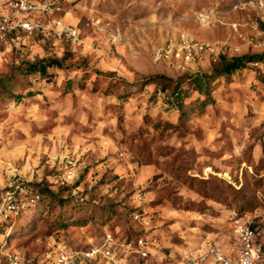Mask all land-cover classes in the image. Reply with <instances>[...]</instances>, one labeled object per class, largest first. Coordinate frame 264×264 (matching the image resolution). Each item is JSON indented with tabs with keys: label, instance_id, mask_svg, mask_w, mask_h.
<instances>
[{
	"label": "rangeland",
	"instance_id": "rangeland-1",
	"mask_svg": "<svg viewBox=\"0 0 264 264\" xmlns=\"http://www.w3.org/2000/svg\"><path fill=\"white\" fill-rule=\"evenodd\" d=\"M55 1L76 41L50 30L0 42V193L18 181L56 194H23L28 208L0 223V264L15 253L45 264L58 244L87 250L105 232L120 243L146 237L148 264L209 244L235 254L248 226L263 242L264 78L248 65L215 75L208 53L188 64L158 54L182 34L227 57L263 53L254 4ZM47 57L63 65L24 75L27 61ZM197 73L211 78L209 95L193 85Z\"/></svg>",
	"mask_w": 264,
	"mask_h": 264
},
{
	"label": "built area",
	"instance_id": "built-area-1",
	"mask_svg": "<svg viewBox=\"0 0 264 264\" xmlns=\"http://www.w3.org/2000/svg\"><path fill=\"white\" fill-rule=\"evenodd\" d=\"M256 10V38L264 46V0H250ZM62 7L55 0H0V42L9 38L20 40L25 35L33 33H47L52 30L54 36L67 41L78 39L77 27L66 24L63 20ZM208 16L201 14L200 20L207 21ZM236 28L237 24H233ZM208 53L218 60L221 49L213 43L200 42L186 34L180 36L176 43H170L158 54L160 58L173 60L178 63H191L196 56ZM256 72L264 75V56L248 62ZM23 194L30 195L31 201L39 200L38 193H33L25 183L10 182L1 194L0 223L9 217H16L23 213L29 205ZM135 199L141 201L137 193ZM134 219L141 220L137 212ZM261 231L252 226L245 227L239 236V245L235 254H227L217 244L206 245L200 254L189 253L172 264H202L206 259H212L218 264H259L264 253V241ZM56 247V244L51 245ZM151 251L146 237H137L120 243L110 232H105L99 245H92L87 250L72 251L66 246L58 244L56 255L51 256L45 264H148ZM10 264H37L32 259L15 253L10 257Z\"/></svg>",
	"mask_w": 264,
	"mask_h": 264
},
{
	"label": "trees",
	"instance_id": "trees-1",
	"mask_svg": "<svg viewBox=\"0 0 264 264\" xmlns=\"http://www.w3.org/2000/svg\"><path fill=\"white\" fill-rule=\"evenodd\" d=\"M264 56V52L260 54H254V55H249V54H244L241 56H233V57H227L225 54H220L218 57V60L215 62L216 65L214 67V73L215 75H225V76H230L234 74L235 72L241 70L244 68V66L247 67L248 62L261 58ZM63 65L62 60L57 59V58H41L35 61H27L25 63V66L23 67L22 71L26 77L29 76H34L36 74H40L44 77L48 76V70L53 67H61ZM249 66V65H248ZM251 67V66H250ZM252 68V67H251ZM253 69V68H252ZM260 77L264 78L263 75L260 73L256 72ZM211 81V78L208 76L196 74L192 78V83L193 85L197 88V90L205 95H209V83ZM15 96V95H14ZM180 96V89H175V95L174 98L176 100L179 99ZM30 189H32L34 192L38 193L40 198L41 195L44 197H55V193L50 189L48 186L45 187L43 183H38V187H40V190H42V193L36 189L37 186L33 182L31 183H25ZM1 194L0 193V201H1ZM39 198V199H40ZM60 202L64 203V199H60ZM136 210L133 209L132 212H135ZM11 218V217H10ZM1 225L0 227H2ZM2 232V231H1ZM5 235V233H3ZM137 238V237H136ZM19 254V253H18Z\"/></svg>",
	"mask_w": 264,
	"mask_h": 264
}]
</instances>
